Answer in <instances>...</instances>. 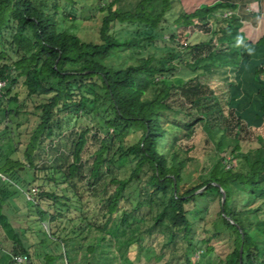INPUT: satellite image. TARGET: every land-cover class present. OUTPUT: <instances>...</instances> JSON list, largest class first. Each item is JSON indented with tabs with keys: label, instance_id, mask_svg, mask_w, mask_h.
<instances>
[{
	"label": "trees",
	"instance_id": "1",
	"mask_svg": "<svg viewBox=\"0 0 264 264\" xmlns=\"http://www.w3.org/2000/svg\"><path fill=\"white\" fill-rule=\"evenodd\" d=\"M244 2L99 0L97 9L104 13L98 30L100 41L87 42L60 27L66 20L79 18L80 0H0V81H6L0 89V217L8 199H13L1 176H18L27 182L29 170H34L29 176L31 182L36 181L40 148L49 141L55 151L60 150L53 137L61 127L62 115H88L87 106L97 113L106 107L102 125L106 137L91 135L96 149H91L88 142V128L71 132L72 161L63 175L67 187L73 190V186L86 181L94 186L111 170L114 157L107 139L111 129L113 133L127 131L136 138L127 149L135 161L130 176L111 180L115 190L105 201L107 222L101 226L86 225L85 230L95 231L100 237L84 248L79 261L76 249L83 235L65 239L64 253L46 255L45 264H56L60 256L67 259V264H114V258L104 256L105 250L100 257L95 255L104 247L109 223L122 209V223L128 224L133 213L144 205L155 207L153 226L168 230L169 244L181 238L186 256L201 250L204 256L198 264H264V146L253 153L242 152L240 131H236L230 150L232 158L218 160L201 184L186 189L183 174L187 160L178 147L179 132L184 126L164 118L165 112L171 110L168 99L174 86L180 88L178 93L191 105L199 106L201 100L211 98V93L215 95L200 77L218 73L217 77L229 79L227 70L242 69L241 61H248L250 48H264V17L257 28L244 25ZM260 2L264 12V0ZM214 23L218 28L209 36ZM191 27L196 29L195 36L204 34V39L194 38L193 42L187 35L182 43L179 29ZM119 50H128L133 58L137 53L136 62L119 68L104 63ZM262 58L263 66L256 65L253 77L264 87V49ZM176 74L190 78L181 85H169L161 79ZM20 86L22 92L18 91ZM232 86L230 83V89ZM258 93L264 109V92ZM24 96L41 99L36 108L37 124L26 136V144L14 143L10 135L14 127L9 122L16 123V131L20 128L16 119L24 113ZM10 104L16 105V110L10 109ZM198 121L203 122V118L195 122ZM223 123L218 129L225 134L228 126ZM224 138L222 135L219 145ZM5 140L8 144L1 148ZM259 141L264 138L259 136ZM4 149L9 152L2 156ZM227 163L233 166L227 168ZM54 170L59 171V167ZM129 188H134L133 194H125ZM47 195L66 210L72 199L60 198L56 193ZM209 196L219 197L220 212L208 223ZM126 200L132 206L129 214ZM37 213L40 221L53 222L60 217L40 206ZM223 237L233 242L225 256L214 244ZM23 250L28 258L26 264H33L28 251ZM137 256L138 260L131 258L129 264L143 263L142 258L145 264L166 262L164 254L152 246H140ZM186 260L191 262L188 257Z\"/></svg>",
	"mask_w": 264,
	"mask_h": 264
},
{
	"label": "rangeland",
	"instance_id": "2",
	"mask_svg": "<svg viewBox=\"0 0 264 264\" xmlns=\"http://www.w3.org/2000/svg\"><path fill=\"white\" fill-rule=\"evenodd\" d=\"M80 2L82 9L79 18L76 21H72V19L64 21L60 26L61 30L68 31L87 42H99L98 30L104 15L97 9L99 0H80ZM244 3L246 5L244 7L245 12L242 13L243 20H249V23L256 26L261 15H263L259 0H245ZM216 28H218V24L214 23L212 33L209 36L214 35ZM195 30L194 27L187 30L179 29L182 35L181 42L185 41L187 35L193 42L195 41L194 38L198 41L204 39V34L195 36ZM185 32L187 33L185 34ZM263 49L250 48L248 61H241L242 69L240 67L236 69L230 67L227 70V72L229 71V79L217 77L218 73L200 77L202 82L207 83L210 88L214 89L215 95L211 93V98L201 100L199 106L191 105L185 100L181 93H178L180 88L176 86L172 88L171 96L168 99L171 110L165 112L164 118L169 123H179L184 126L179 132L181 140L178 147L183 158L187 160L183 174L186 189L201 184L206 173L218 160L232 158L230 150L234 144L233 135L236 131H240L241 141L239 143L242 152L253 153L264 146V141H259V136L264 138V109L261 107L262 96L258 93L260 91L264 92V87L260 83L258 84V81L253 77L256 65L263 63ZM136 55L137 53L133 58L128 50H119L105 59L104 63L118 68L126 67L136 62ZM211 76L214 77L211 79ZM189 78L180 74L168 76V78L161 77L169 85H181ZM0 82L3 83L0 86L1 89L6 81L2 80ZM230 83L234 84L231 89ZM23 90L22 86L18 88L20 92ZM40 102V98H25L24 96L21 106L24 113L16 119L17 122L21 123L20 128H17L16 131L14 129L16 123L12 124L8 121L9 125L14 127L12 128V134H10L14 143L26 144V136L34 130L37 124L36 114L38 112L36 108ZM9 107L12 110L17 108L14 104H10ZM105 108L102 107L97 113L92 110V107L87 106L88 115L83 113L78 115L65 114L60 117L61 127L55 130L56 134L53 137L54 143L59 146L60 150L55 151L50 146L49 141H46L43 147L40 148L36 160L40 171H35L37 172L36 181L31 182L30 179L34 170H29L28 174L30 176L27 175L29 177L27 182L18 176L14 178L1 176L2 182L7 183L9 191L13 194V199H8L4 206V215L0 217L1 259L8 257L10 263L16 264L14 258L24 256L23 249H25L28 251L33 264H45L46 255L54 256L55 252L57 255L64 253V245L67 246L65 239L71 240L81 234L83 240L80 247L76 249V261H79L84 255V248L100 237L95 231L85 230L87 229L86 225L101 226L107 222L105 201L115 190V184L111 183V180L113 178L126 179L130 176L135 161L132 160V155L127 154V149L134 144L136 138L127 131L119 130L117 133H113V130H110L111 135L109 134L107 139L110 142V154L114 157V164L110 166L111 170L104 177L102 176L99 181H95L94 186L86 181L83 184L78 183L76 187L73 186L74 190L67 187L63 170L72 161L69 157L72 149L71 140L74 137L71 132H80L88 128L90 130L88 142L91 149L97 148L91 138L92 134H97L99 139L106 137L102 126L104 124ZM175 112L179 113L174 115ZM237 115L240 116V119ZM198 118H203V122H195ZM221 121L228 126V132L225 134L218 129ZM188 122L196 125L185 126L184 124ZM1 127L3 126L1 125ZM59 131L61 132L60 135L57 134ZM222 135L225 138L222 144L219 145ZM6 141L2 142L1 148L8 144ZM50 148L51 151H48ZM8 152L4 149L2 156L8 154ZM60 152L65 156L61 155ZM87 156L85 154L84 158L86 159ZM56 157L58 160H56ZM45 165L48 167L45 168ZM61 166L62 168H60ZM232 166V163H227V168ZM55 167H59V171H55ZM33 188L37 189L36 195L30 193ZM133 192L134 188H129L125 194L130 195ZM47 193L50 195L56 193L60 198L64 196L72 197L71 201L68 202L67 210L66 207H62L57 203L54 204V200ZM206 199L208 201V214L206 215L209 223L215 220L218 212H220V203L219 197L209 196ZM61 201L64 202L65 200L62 198ZM204 201L206 202V200ZM126 204V210L129 214L132 206L128 200H126ZM37 206H40L42 210H49L54 215L59 210L60 217L53 222H49V220L40 221ZM154 208L144 205L133 213L134 216L130 218L128 224L122 223L123 212L120 209L109 223L108 231L105 232L104 247L98 249L95 254L96 257L103 255L102 250H105L104 256L114 258V264H129L131 258L135 257L138 260L137 254L140 251V246L147 245L164 254L165 264H198V260L200 261L204 256L201 250H196L186 256V247L181 238H178L175 243L169 244L167 241L168 230L164 227L153 226L152 217L156 211ZM198 231L201 232V227ZM214 244L216 249L225 256L229 251L228 246L232 245L233 242L228 237H223L215 241ZM15 252L16 255H14ZM187 257L190 258L191 262L186 260ZM66 260V258L60 256L56 264H67ZM141 260L143 263L140 264H145L144 258Z\"/></svg>",
	"mask_w": 264,
	"mask_h": 264
},
{
	"label": "crops",
	"instance_id": "3",
	"mask_svg": "<svg viewBox=\"0 0 264 264\" xmlns=\"http://www.w3.org/2000/svg\"><path fill=\"white\" fill-rule=\"evenodd\" d=\"M259 2H260V0H259ZM245 5L246 4L244 3V7H245ZM260 8H261V2H260ZM261 12H262L263 15H261L260 20H259V22H258V24L256 26H254V24L249 23V20L248 21L247 20H243V24L244 25H250L253 28H257L259 26V24L261 23L262 18L264 17V12L263 11H261ZM9 260L10 259H8V257H3V259L0 258V264H12V262L10 263Z\"/></svg>",
	"mask_w": 264,
	"mask_h": 264
},
{
	"label": "built area",
	"instance_id": "4",
	"mask_svg": "<svg viewBox=\"0 0 264 264\" xmlns=\"http://www.w3.org/2000/svg\"><path fill=\"white\" fill-rule=\"evenodd\" d=\"M2 85H3V83L0 82V86H2ZM30 193H32L33 195H36L37 189L33 188ZM14 259H15L16 264H24L28 258L26 255H24V256H17Z\"/></svg>",
	"mask_w": 264,
	"mask_h": 264
},
{
	"label": "water",
	"instance_id": "5",
	"mask_svg": "<svg viewBox=\"0 0 264 264\" xmlns=\"http://www.w3.org/2000/svg\"><path fill=\"white\" fill-rule=\"evenodd\" d=\"M225 201V193H224V191H223V198H222V202H224Z\"/></svg>",
	"mask_w": 264,
	"mask_h": 264
}]
</instances>
